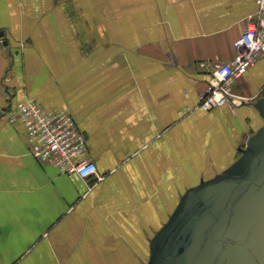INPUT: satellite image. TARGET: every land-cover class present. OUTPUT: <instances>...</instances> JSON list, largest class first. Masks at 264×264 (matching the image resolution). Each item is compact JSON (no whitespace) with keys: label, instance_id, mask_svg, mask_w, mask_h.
<instances>
[{"label":"crops","instance_id":"0c3cea01","mask_svg":"<svg viewBox=\"0 0 264 264\" xmlns=\"http://www.w3.org/2000/svg\"><path fill=\"white\" fill-rule=\"evenodd\" d=\"M256 13L253 0H0V264H152L191 197L250 191L264 173V55L228 104L200 102ZM26 98L74 117L103 181L29 154L23 124L9 121ZM222 176L247 182L191 192ZM212 206L190 219L179 252L263 264L264 244L247 235L203 238L222 223Z\"/></svg>","mask_w":264,"mask_h":264},{"label":"built area","instance_id":"2783aa9c","mask_svg":"<svg viewBox=\"0 0 264 264\" xmlns=\"http://www.w3.org/2000/svg\"><path fill=\"white\" fill-rule=\"evenodd\" d=\"M253 1L257 13L246 31L235 40L233 60L218 64L211 71L207 92L200 102V109L205 112L228 104L234 97L235 80L264 55V0ZM9 121L23 124L30 154L37 162L52 166L64 175L103 181L95 162L88 157L87 137L70 113L45 108L34 98H26L17 104Z\"/></svg>","mask_w":264,"mask_h":264},{"label":"rangeland","instance_id":"374dc122","mask_svg":"<svg viewBox=\"0 0 264 264\" xmlns=\"http://www.w3.org/2000/svg\"><path fill=\"white\" fill-rule=\"evenodd\" d=\"M28 151L30 154V150ZM233 186L232 184L230 186L226 185V187L224 184L215 186V188L211 189V192L214 194L217 191L216 197L215 195L210 197V188H206L196 197L189 199L185 214L156 243V248L160 255L157 264H208L207 260L209 258L207 260L193 259L192 246L186 248L185 251L179 252L180 248L177 240L188 233L187 224H190L192 221L190 219H192L193 215H197L196 218L208 217V214L205 213L208 203L213 204L212 208H215L218 216L220 215L222 223L216 226L213 231L211 228L203 231L204 239L213 241V234H215L216 236H226L233 241H242L246 239L245 236L247 235L249 241H259L264 244V173H258L257 180L249 186L250 191H240L232 200L230 196ZM231 200L233 202V216L226 211V208L230 206ZM241 211L244 214L243 219L242 214L240 215ZM203 215L206 216L203 217ZM202 218L201 220L204 221ZM256 225L259 227H256ZM197 230L202 231L199 227H197ZM231 246L233 245H229L232 250L233 247ZM228 256L220 264H234L233 259L231 261L232 257ZM210 261L211 264L212 262L214 263V260L212 261L211 259ZM242 261L243 264H261V261L259 262V260L250 257V255H246ZM149 263H151V257L147 264Z\"/></svg>","mask_w":264,"mask_h":264},{"label":"water","instance_id":"95a60500","mask_svg":"<svg viewBox=\"0 0 264 264\" xmlns=\"http://www.w3.org/2000/svg\"><path fill=\"white\" fill-rule=\"evenodd\" d=\"M262 131H264V128L262 129ZM251 148L254 150L255 147L251 146ZM260 155V152L259 153H256L254 154L251 159H250V163H249V166H248V173H252L253 172V161L256 160L257 157H259ZM249 178V176H248ZM221 180H226V181H230V182H238L240 184H245L247 181L246 180H241L239 178H232V177H229V176H222V177H218L216 178L215 180L211 181V182H208V183H205L203 185H201L199 188H196L194 190H192L191 192H195V191H198L200 189H203L204 187H207L211 184H215V183H218L219 181ZM188 195L187 194L185 196V198L183 199V202L181 204V208H180V212L176 215V217L174 219H172L161 231L160 233L158 234V236L160 234H162L163 232H165L175 221L176 219L182 214V212L184 211L185 209V206H186V201H187V198H188ZM157 263V256L154 257V260H153V263L152 264H156Z\"/></svg>","mask_w":264,"mask_h":264}]
</instances>
